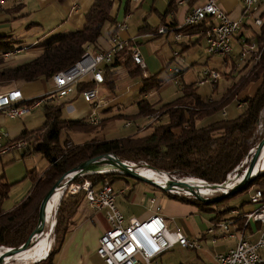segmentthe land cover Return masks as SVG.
<instances>
[{
  "label": "trees",
  "instance_id": "trees-1",
  "mask_svg": "<svg viewBox=\"0 0 264 264\" xmlns=\"http://www.w3.org/2000/svg\"><path fill=\"white\" fill-rule=\"evenodd\" d=\"M176 1L168 0L167 9L163 14L154 9L164 26L168 14L175 13L177 10ZM120 2L121 0H94L85 14V24L81 29L52 36L49 40L38 43L37 46L41 49L35 59L24 64L11 66V68L0 69V83L11 82V80L23 83L34 82L41 78L50 80L55 73L74 65L82 53L86 51L85 48L96 45L98 39L102 37L104 27L108 26L107 29L112 30L109 35H113L116 23L115 14ZM128 2L129 0H126L123 7L126 12L130 10ZM261 8L262 6L258 13L260 18L264 16V10L261 11ZM145 19H143L142 27L138 29L139 32L148 27ZM213 23V20L208 17L195 26L180 27L176 20H172L166 27H176L177 35L202 33L201 36H205L206 31ZM248 39L256 42L257 52L249 55L237 71V81L234 83L230 81L217 98L205 99L198 93L197 87L193 84H184L180 97L171 103H165L156 108L155 104L149 102L146 96L151 90L158 89L161 79L158 74L143 76V71L131 60L132 49L128 47L129 49H123L117 55L112 64L104 65V84L106 88L113 90L117 67L121 65L125 67L130 77H141L138 87L142 98L137 102L136 112L131 115L120 113L115 116L111 115L104 119L101 118L98 124L91 125L87 118L79 119V121L65 119L62 116V104L60 103L49 105L44 103L42 110L45 122L40 129L27 131L15 137L14 140L24 139L28 141L30 146L23 153V156H28L32 152L42 154L48 161V166L40 175L33 169L28 172L27 178L32 184L29 193L24 199L17 202L12 210L6 212L1 211V203L7 194L8 185L2 183L4 191L0 193V247L18 248L25 243L37 225V209H39L43 195L53 187L55 181L66 175L72 168H78L83 162L100 155L113 154L119 160L141 161L155 170H164L183 177L194 176L197 179L207 181L209 184L225 182L227 175L241 164L259 140L257 126L260 122V113L264 109V23L260 26V33L248 37ZM14 49L15 45L12 40L0 35V64L3 62V54L10 53ZM92 51L95 52V50ZM232 68H234L233 65ZM175 76L181 79V73L177 72ZM230 77L231 79L234 78L231 71L223 74L224 79ZM252 82H257L255 92L251 97L238 101L237 107L241 104L238 116L219 119L216 116L217 113L221 112L227 104L233 102L237 94ZM215 83H212L213 90L217 88ZM91 87H94V81L87 78L80 81L74 89L78 93L89 90ZM52 98L54 99L55 96ZM35 101L32 99L25 105H30ZM161 117L165 118V121L155 125V127L153 126L146 135L135 132L132 135L117 139L93 138V140L85 141L80 145H68V139L62 140V135L65 132L66 134L68 132L79 133L80 131L93 133L100 128L102 129L107 122L119 118L125 119V124L129 123L131 126L132 124L139 125L138 121L141 119L159 120ZM204 120L207 123L200 124ZM149 125L150 122L146 124V127ZM40 132V140H34L33 137ZM117 175L109 172L85 174L74 180L82 183V180L88 179L95 185L100 181L113 182ZM254 185L264 191V174L256 175L249 185L241 187L229 198ZM84 193L85 191L82 190L78 194L61 196L55 208L56 222L53 227L52 245L47 256L34 262V264H53L52 261H54L59 247L63 243L65 234L69 232L73 216L78 211V207L81 206L83 199H86ZM167 195L170 199L178 200L183 204H193L200 211L212 213L214 217L211 222L222 220L224 215L235 209V207L229 206L223 210L227 203L226 198L208 203L206 201L200 202L194 198H186L182 195L173 196L169 193ZM215 206L216 208L213 209ZM242 220L243 218H239L237 222L241 225Z\"/></svg>",
  "mask_w": 264,
  "mask_h": 264
},
{
  "label": "crops",
  "instance_id": "crops-1",
  "mask_svg": "<svg viewBox=\"0 0 264 264\" xmlns=\"http://www.w3.org/2000/svg\"><path fill=\"white\" fill-rule=\"evenodd\" d=\"M93 1L94 0H27V1H23L21 4H16L11 1H8L4 7L0 8V35H4L5 37H8L9 40L10 39L12 40L13 44L18 43L19 45H21V47L15 46V49L11 50L10 53L3 54V62L0 64V69L4 67L11 68V66H16L17 64L18 65L24 64L25 62L35 59L39 54H37V56L33 55L32 50L37 49L38 47L37 44L42 42L41 41L42 38H45V41H47L52 36L62 35L63 33L66 32H75L76 30L81 29L85 24V14L88 12V8L91 6ZM178 1L180 0L176 1L177 10L175 11V13H170L171 16L168 14L169 15L168 21L165 19L166 25H168L170 21L176 20L177 25L181 26L183 20L182 18H184L185 14L188 11L192 10L194 6L204 4L206 2V0H185L181 5H178L177 4ZM215 1L219 6V8L226 12L229 19L234 20V19L242 18L243 21V25L240 28L241 30L236 32L233 38V44H232L233 51L228 59L232 66L234 63L233 61L234 55L237 56L238 52L240 51L241 39L242 38L248 39V37H252L255 34H259L260 27L255 26L253 24V19H252L253 15L247 13L246 17H243L244 6L241 0H215ZM125 4H126V0H121L119 7H117L118 10L115 14L116 23L113 34L117 33L119 34L120 38L124 40H128V46H127L128 48L129 44H131L134 41H139L140 37L139 34L138 35L136 34L133 37L132 36L128 37L126 35L127 29L124 31L117 29V23L119 22V20H122L124 16L126 14L128 15L129 12L131 11V9L128 10V12L125 11V9L123 8ZM167 4H168V0H167ZM129 6H130V0L128 2V7ZM155 8L156 7H152L151 10H154ZM166 9H167V5H166ZM262 10H264V5H262L261 11ZM148 16L149 14L146 17ZM254 16H258V13H256ZM152 19L154 22L152 23V25L146 20L148 24L147 29H145L142 32L139 31L138 32L145 35L152 33L153 35L155 34L159 35L160 33H157L158 29L160 26H164V25L161 23L159 16L155 15V18ZM261 19L264 23V16ZM107 27L105 31L103 30L102 37L98 39L96 45L89 48L90 51L95 50V52H97L98 50L99 52H102L103 50H106L108 49V47L111 46L110 37L112 35L109 34H111L112 30L111 31L108 30ZM175 28L173 27V29L170 30L169 32L175 33L176 35L177 32ZM169 32L165 34H169ZM201 34L202 33H195L193 35L186 34V36H188L190 40H192V38H195V40L191 43V47L189 45L190 43L189 44L184 43L183 44L184 47L185 48L189 47L191 51H196L198 49V46H203L204 50H206V44L204 38L205 36L203 35L201 36ZM182 35L180 34L179 36ZM130 49L138 50V48L135 47ZM138 51L141 54L143 60L145 61L146 68L149 67L151 71L153 72L156 71L157 70L156 67L154 66L152 67L150 65V61L146 60L147 56L142 55L140 50ZM193 53L191 54V56H188L187 58L190 60L189 62L191 64L192 61L195 60L198 62L205 63V59H206L205 56L203 55L198 56L197 54H193ZM144 75H146V73ZM223 80L226 79L223 78ZM226 83L228 82L226 81ZM103 87H104V93H102V95L104 97L106 96L107 99L105 100V103L106 102L107 103L110 102V103L108 104L106 103L107 105H105L104 103L103 106L100 109H98L99 110L98 114H102L105 110H108L109 107L118 104L119 100H121L120 95H118L117 97L113 96L109 90H105L106 86L104 85L99 87L100 91L101 89L103 90ZM52 88H53V84L51 79L46 80L44 78L38 79L37 81L34 82L30 81L23 83V82L11 80V82L0 83V93H5V92L8 93V92H12V90H19L21 92V96L23 100L21 102L18 101L16 103L19 104L20 106L30 107L31 104L30 105H25V104L26 102H29L32 99L36 100L35 102L40 101L38 107H34V108L32 107L28 112H26V114H23L21 116L20 115L15 116L13 117V119L8 118L5 112L0 110V133L4 134L3 137L4 143L11 142L12 140H14L15 137L22 135L27 131H36L37 129H40V127L45 122V117L42 110V105L44 103H47L48 105L52 103H60V102H64L68 104L66 110L63 111V103H60L62 104V114H63L62 116L65 119L69 118L75 121H79V119L88 118L90 116L89 114L92 112L93 105H90L89 103L85 102V100L81 95V92L76 93L75 91L72 92L70 95L65 96V98L59 99V97H56L55 94L52 93ZM52 96H55V98L53 99ZM148 96L149 95H147L146 97L149 98L150 96L149 97ZM133 125L134 124H132L131 126ZM71 136L74 137L73 139L75 140L74 142H76L75 143L76 145H80L85 141H87L84 140L85 136L83 135V132L82 133L80 132V134L77 133L74 134L71 132ZM91 140L92 139L89 137L88 141ZM14 151H19L20 154H17ZM14 151H11L9 153L7 152L0 157V168H1L0 171L2 172V174L0 175V182L1 183L4 182V184L8 185L7 194L6 196H4L3 201L7 198V196L10 195V192L13 189L16 190V188L19 187V191L17 192L18 194L15 197L16 199L13 200L11 203L7 202L9 205L12 204L11 209L9 208L5 210V208L2 207L3 206V201H2L1 211H5V212L8 210H12L15 207L16 203L24 199L25 196H27V194L29 193L32 184L30 179L27 178L28 172L31 169H33L39 175L42 174L36 170L38 169V165H35L34 162H32V164L31 162L30 163L27 162L29 159L27 160L26 156H23V153L26 150L21 151L15 149ZM20 163L22 165H20L19 169L17 170L18 171L17 175L15 177H11L12 175H10V173L7 170H10V167L14 166L15 164H20ZM47 166L48 164L46 165V167ZM163 192L165 191L163 190ZM151 197L154 196L149 195L147 196V199L150 200ZM167 202L168 203L165 204L167 205V210L165 212L161 204L160 203L158 204L161 208V215L163 216V218H165V221H167V219L169 218L170 220L174 221V217L171 215L172 213H179L185 215L186 212L188 211L187 208L184 206V204L178 200L170 199V201L168 200ZM78 208H79L78 211L75 213L73 219L71 220L69 232L65 234L63 243L59 247V251L55 256L54 261L52 262L53 264H105L102 258L96 253L99 236L101 235L102 232H105L108 229V223L105 219L104 212L103 210H97V209L95 210L93 208H90L89 203H86V205L80 206ZM254 208H255L254 206L248 205L246 206V208L242 210V212L236 210V212L238 213L237 215H235V213H232L233 212L232 211L229 212V215L227 214L224 215L223 219L229 220L231 218H235V221L232 219L234 224L232 225L231 229L238 230L240 229L242 224L240 225L237 222V220L239 218H242V213L246 211L250 212ZM213 217L214 216L212 215V217L209 219L210 225L212 226L208 229L210 230L214 228V232L210 233L208 229H206L207 233L214 234L216 230H219L220 233L216 235V237H213L214 240L212 241L209 240V242L210 243L215 242L217 236L228 238L230 240V244H228L227 249L224 251V253H226L235 246L236 242L238 241L237 236L233 235L230 237H225L221 229L218 227V223L223 219L216 222H211V219ZM259 229H260L259 222L249 224L246 228V238H248L250 241H255L256 238L258 237ZM202 240H204V238ZM203 243L205 244L204 241ZM201 247L202 244H200V248ZM213 248H214L213 246L209 248L211 253L209 258L204 257L202 259L203 261L197 260L194 262H198V263L213 262L214 257L217 254H219V253L216 254ZM161 257L158 259V262L161 259Z\"/></svg>",
  "mask_w": 264,
  "mask_h": 264
},
{
  "label": "rangeland",
  "instance_id": "rangeland-1",
  "mask_svg": "<svg viewBox=\"0 0 264 264\" xmlns=\"http://www.w3.org/2000/svg\"><path fill=\"white\" fill-rule=\"evenodd\" d=\"M166 5H167V0H137V1L130 0L129 7L131 11L128 14L127 20H125L127 24L126 35L128 37H131V36L133 37L136 34L137 35L139 34V37H140V40L132 42L129 45V48H133V47L138 48V50H140L142 55L147 56L146 60L150 61V65L152 67L153 66L156 67L157 69L154 72L151 71L149 67L145 68L144 70L141 69L143 71V76L145 73L146 75H151V74L153 75L157 73L159 78L161 79V84L159 85L158 89L154 91L151 90L150 92L147 93L150 96V97L148 96L149 98H147V100L149 102H152V104H155L156 108H158L159 106L165 103L166 104L171 103V101L181 96V93H182L181 90L184 84H193L195 87H197L198 93H200L201 96L205 99H208L210 97H213V98L219 97L221 95V92L224 90V88L226 87V85H228L230 81L232 83L237 81L238 79L237 71L242 67L244 62H240L239 56L234 55L233 57V61H234L233 67L234 68H232L228 60L229 57L227 59H224V57L217 55V53L208 54L206 50H204L203 46H198V49L196 51H191L189 47L185 48L183 44L190 43L189 45L191 47V43L195 40V38H192V40H190L189 37L186 35L180 36V38L177 40L175 38V33H172V32H169V34L162 33L159 35H156V34L153 35V33L150 35L139 33L138 29L143 24L142 19H144V17H146L148 14L149 16L147 17L146 20L151 25L152 23H154L152 18H155V15H157V12L155 10H151V8L156 7L157 10L163 14L166 9ZM178 13H179V10H178ZM169 15L166 17L167 21L169 20L168 19ZM252 19L254 20V17H252ZM103 30L105 31L106 27H104ZM41 41H45V38H42ZM14 44L15 46L21 47V45H19L18 43H14ZM40 49L41 48L37 47V49L32 50L33 55L37 56V54L40 53ZM192 53L197 54L198 56H201V55L205 56L206 57L205 63L198 62L195 60V61H192V64H191L189 62L190 60L187 58L188 56H191ZM176 68H177L178 73H181L182 75L181 79H178V77L176 78L175 76V74L177 73V71L175 72ZM210 70H214L218 72V74H221V78L217 79L218 83L217 82L215 83L217 87L215 90H213V85L210 84L209 81L199 84V80L204 77L203 71H210ZM230 71H232L231 75H233L234 78L232 79L231 77L225 78L226 80L222 81L223 74L230 72ZM127 73L128 72L123 65L118 66L116 76L114 78V87H112L113 90H109L108 88L105 87V90H109L113 96L117 97L118 95H120L121 100H119L118 104L112 106L109 110L105 111V113L98 114L99 121L101 120V118L104 119L111 115L115 116L119 113L131 115L133 112L137 111V102L139 101V99L142 98V95L139 93V87H138L141 77H138V76L130 77V75ZM226 81L228 83H226ZM103 85L105 86L104 83L102 84V86ZM256 86H257V82L250 83L248 87L244 88L237 94V97L233 100V102H230L229 104H227L221 112L217 113L216 116L219 117V119L235 118L236 116H238V113L241 110L237 108L238 101L242 100L243 98L251 97V95H253L255 92ZM102 93H104V87H103V90L101 89L100 95H102ZM105 100H107L106 96H105ZM105 100H104V103H105ZM60 103H63V111H65L68 104L64 102H60ZM106 103L105 105H107L110 102H108L107 104ZM87 120L89 124H91L90 116L87 118ZM99 121L96 124H98ZM164 121H165V118L163 117H161V119L159 120H156L153 118L152 119L146 118V119H141L138 121L139 126L134 124L131 127H128V126L126 127L125 119L119 118L118 120H114V121L111 120L107 122L106 125L102 127V129L100 128L96 132H93V133L83 132V135L85 136L84 140L88 141L89 137L92 140L93 138H100L104 140L112 139V138L117 139V138H120L126 135L127 136L132 135L135 132H137L140 135H146V133L150 132L153 126L155 127V125H159V123L164 122ZM148 122H150V125L149 127H146V124ZM205 123H207L206 120L202 121L200 124H205ZM96 124H93V125H96ZM80 132L77 134H80ZM65 134L63 133L62 140L64 141L68 139V143H67L68 145L69 144L76 145L75 144L76 142H74L75 140L73 139L74 137L71 136V132H68L66 135ZM257 136H259V140H261L264 136V109L260 113V122L257 126ZM33 138L34 140H40L41 132L37 133L35 137ZM21 140H24V139H21ZM259 140L257 141V143L259 142ZM14 141L16 140H12L11 142H14ZM14 152L17 154H20L19 151H14ZM249 152H248V155H249ZM248 155L245 156L241 164L235 170H233L231 173L227 175V179L225 180L226 181L225 183L227 184L228 182L231 183L230 187H232V185H235L238 182L237 179L239 175L237 174H240L242 176L246 167H248L250 157H251V155L247 157ZM26 158L27 160L29 159L27 162L29 163L31 162V164L32 162H34L35 165H38V169L36 170L39 173H42L43 169L48 164V161L42 156V154H39V153L32 152L31 154L26 156ZM121 160L125 161V163L126 161L128 163H133V164L136 163V166H139V167L145 166V165L147 167V164L141 161L132 162L126 159H121ZM20 165L22 164L21 163L15 164L14 166L10 167V170H7L10 173V175H12L11 177H15L17 175L18 173L17 170L19 169ZM149 169L153 171L151 167H149ZM134 171H136V168L134 169ZM161 171L168 173V171H164V170H161ZM108 172L115 173V169L111 171L108 170L107 172H102V171L96 172V169H91L90 171L88 170L86 174L88 175H93L95 173L105 174ZM1 174L2 172L0 171V175ZM115 174H118V173H115ZM168 174L173 175V177L175 176V178L183 177L176 173L174 174L168 173ZM258 174L260 175L264 174V171H258L255 175H258ZM83 175L85 174H78L77 176H74L72 179L68 181H67V178L65 177V179L61 181L64 187V190L62 193L63 195L61 196L66 197L69 194H75V193H71V191L73 190L72 187L75 184L81 185L83 182L82 183H79L77 181L75 182L74 179L80 178ZM191 177L194 178V180H197L198 182H200L194 176H191ZM2 183L0 184V193H3L4 191L2 189ZM110 183L112 184V187L115 191L114 194H115L116 207L120 211V213L124 216L125 221H128L127 219H130V218H136L138 220L145 221L149 217V215L153 213L152 208L154 205L151 204L150 200L147 199V196L149 195H152L156 198V200L158 201V204L160 203L161 206L163 207L164 212L167 210V205L165 204L168 203L167 202L168 200L170 201L169 196L167 195V193L169 192L166 193V192H163V190L160 191L161 189L159 190L158 187H156L154 184L144 183L136 179L133 180L132 178H129L128 176H125L123 174H118L117 177L114 178V181ZM209 185L211 184L208 183V186ZM249 188L246 191H242L241 193L237 194L236 196L235 195L232 196L231 198H229L231 195H229L228 197H225L227 200L226 201L227 203L225 204L223 210H225L226 208L230 206V207H235L236 210H239L242 212V210L246 208V206L250 205L249 199H250V196L254 193L255 189L260 188V187H258L257 185H254L252 187L250 186ZM209 189L213 190L214 193L211 196H206V195H203V196L208 197V198H214L215 196L221 193L220 189H217V188L215 189L209 188ZM82 190L78 191L76 194H78ZM18 191H19V187H17L16 190L13 189L10 192V195L7 196V198L3 201L2 207L5 208V210L9 208L11 209L12 204L9 205L7 202L11 203L13 200H15L16 199L15 197L18 194L17 193ZM84 194H86V192ZM86 203H88L87 199H83L81 206L86 205ZM184 206L188 210L186 214L182 215L179 213H172L171 215L174 217V221L170 220L169 218L167 219L166 224L169 230L173 231L178 228L179 231H181L184 234V236L189 240L190 239L199 240L200 244H202V247L199 249L196 248V249L185 250L184 248L177 245L172 251L170 250L169 252L165 253L164 256L161 257V259L158 262L159 264H191L197 260L203 261L202 259L204 257L206 258L210 257L211 253H210L209 248L211 246L214 247L213 249L216 254L217 253L220 254V252L224 253V251L228 247V244H230V240L228 238H223L221 236H217V238L215 239V242H212V243L209 242V240L210 241L214 240L213 237H216V235L220 233L219 230H216L214 234L207 233L206 229L212 226L210 225V222H209V219L213 215L212 213H209L206 211H200L199 209H197L196 205H193V204H184ZM54 207H56V204L54 205ZM215 208L216 206L213 207V209ZM235 209L231 210L230 212L233 211L232 213H235V215H237L238 213L236 212ZM232 219L235 221V218H231L229 220L233 222ZM52 220L56 222V209L53 211ZM229 220H224V221H229ZM44 223L45 224L43 228V234L40 235V237L43 236L44 234L49 233L47 236H49V239L52 244L53 242L52 235H53L54 225H52V223L50 222L49 223L44 222ZM250 224H253V223H250ZM245 237H246V232H245ZM203 238L204 240H202ZM200 239L202 240V243ZM203 241L205 242V244L203 243ZM5 247H0V249H4ZM41 259L42 258L38 259L37 261H40ZM34 262L31 263V261H27V260L17 261L15 257L14 259L12 258L9 259L7 262H4L3 264H26V263L34 264Z\"/></svg>",
  "mask_w": 264,
  "mask_h": 264
},
{
  "label": "built area",
  "instance_id": "built-area-1",
  "mask_svg": "<svg viewBox=\"0 0 264 264\" xmlns=\"http://www.w3.org/2000/svg\"><path fill=\"white\" fill-rule=\"evenodd\" d=\"M11 1L16 4H21L27 0H0V8ZM185 0L178 1V5H181ZM244 6L245 14L258 13L260 7L264 5V0H241ZM128 15L126 14L122 20L117 23L118 30L127 29ZM210 17L214 23L210 26L205 34L206 51L209 54L217 53L227 59L232 51L233 35L235 32L241 30L243 25L242 18L231 20L228 15L220 9L215 0H206L204 4L194 6V8L188 11L184 18H182V26H195L202 20ZM255 24L261 26L262 19L256 20ZM173 28H167L160 26L157 33H168ZM150 35V34H147ZM178 40L179 35H175ZM246 39H241V43ZM111 46L102 52H92L89 47L85 48L80 59L74 64L64 69L61 72H57L51 76L53 83L52 93L59 99L65 98L75 92L77 84L87 78L94 81V87L89 90H83L81 95L85 102L93 105L92 112L90 114V123L96 124L99 121L98 109L103 104L105 97L100 95V86L104 83V65L113 63V60L120 54L123 49L128 46V40L120 38L119 34H113L110 37ZM257 52V44L252 41L247 47L241 46L240 60L247 59L253 52ZM257 58V57H256ZM131 60L138 65L142 70L146 68L145 61L137 49H133L131 53ZM177 68L175 69V72ZM178 72V71H177ZM204 78L199 81V84L209 81V83H215L217 79H220L218 72L214 70L203 71ZM22 96L19 90H12L8 93H0V110L5 112L8 118L18 115L26 114L32 107H38L39 102L31 103L29 106H20L16 104L21 102ZM241 107V104L238 105ZM130 124H126V127ZM4 134L0 133V156L10 151L26 150L30 144L26 140H16L14 142H3ZM128 167L134 168L136 163H128ZM145 167V166H144ZM82 172L81 174H86ZM167 175L168 185L169 180L177 179L173 175H169L166 172H162ZM159 173V174H161ZM156 174V173H155ZM159 174H156L159 176ZM155 182V179H151ZM81 185H74L71 193H77L84 189L86 199L91 208L97 210H103L105 219L108 223V229L102 232L98 239V247L96 250L105 264H158V259L164 255L165 252L172 250L177 245L186 249H199L200 243L197 239L188 240L184 234L176 230H169L165 218L161 215V208L155 197L150 198L151 204H153V213L143 221L136 218L127 219L125 221L124 216L117 209L115 204V191L112 184L108 182H98L92 184V182L85 179ZM155 185L159 189L169 192L170 195H183L179 187L168 188L167 185L157 184ZM186 196H191L184 194ZM249 204L255 208L252 211H246L242 213L243 223L240 229H231L233 222L220 221L218 227L226 237L233 235L237 236L236 245L230 249L226 254L220 253L214 257L213 262L198 263L193 262L191 264H264V191L261 188H256L254 193L250 196ZM260 223V229L258 237L255 241H250L245 237L247 225L250 223ZM210 233L214 232V228L208 229Z\"/></svg>",
  "mask_w": 264,
  "mask_h": 264
},
{
  "label": "water",
  "instance_id": "water-1",
  "mask_svg": "<svg viewBox=\"0 0 264 264\" xmlns=\"http://www.w3.org/2000/svg\"><path fill=\"white\" fill-rule=\"evenodd\" d=\"M263 149H264V136L261 140H259L256 146L249 152V155L247 157H249L250 155L251 157H250L248 167H246L242 176L240 174H237L239 175L238 176L239 180L237 179L238 182L235 185H232V187H230L231 185H228L229 183L224 185V182L222 184L214 183V185L208 186V183L204 181L205 185L208 186V188H214V189L217 188L221 190V193L215 196L214 198L201 197L200 195H198V193H196L198 188H196L194 184L182 182V180H179V179L169 180V184L172 186L181 187L182 189L183 188L194 189L195 196H186L183 194L182 196L186 198H194L195 200H198L200 202L202 201H206L208 203L215 202L216 200H219L220 198L223 199L225 197H228L234 192L235 193L238 192L241 189V187H244L250 184V182L256 176V175L253 176V170H254V165L256 163L257 156L259 152L263 151ZM100 160L101 161L108 160L110 163H112L113 165L112 167L115 168V173L123 174L125 176H128L129 178H132L133 180L136 179L144 183H151L155 185V182H153L151 179L144 178L136 171L133 172L132 168L126 165L125 161H122V160L120 161L118 158H116L112 154H107L103 156L100 155V156L94 157V159H90V160L83 162L78 168H75V169L72 168L66 175H64L63 177L61 176L57 181H55V184L53 185V187L50 190H48V192L45 195H43L44 197L39 205V209H37L38 210V222H36L37 225L34 228V230L31 232V234L28 236L26 242L18 246V248L8 247L9 249L8 253H10L13 259L17 257L18 254H20L21 252L31 249L33 245L40 242L38 240L40 238V235L43 234V228L45 224L44 221L46 220L45 214H44V208H46L48 201L52 199L53 197L52 195H54L56 188L59 186L63 187V184L61 183V181H63L65 177L67 178V181L72 179L74 176H77L84 169H86V167H91L94 165V163ZM152 169L155 170L154 168ZM155 173L159 174L156 170H155Z\"/></svg>",
  "mask_w": 264,
  "mask_h": 264
},
{
  "label": "bare ground",
  "instance_id": "bare-ground-1",
  "mask_svg": "<svg viewBox=\"0 0 264 264\" xmlns=\"http://www.w3.org/2000/svg\"><path fill=\"white\" fill-rule=\"evenodd\" d=\"M178 4V2H177ZM217 4V3H216ZM218 6V5H217ZM219 7V6H218ZM260 10V9H259ZM223 11V10H222ZM225 14L226 12L223 11ZM259 13V11H258ZM250 14V13H248ZM247 14H245V10H244V15L243 17H246ZM250 15H253L254 17V20H253V24L255 26H257L255 24V19L256 20H260L261 18L258 17V16H254L255 13H251ZM239 19V18H238ZM263 23V22H262ZM262 25V24H261ZM166 27V26H164ZM260 27V26H259ZM207 32V31H206ZM236 33V32H235ZM161 34V33H160ZM206 34V33H205ZM235 35V34H234ZM234 35H233V38H234ZM253 40H249V39H246L244 41V43L242 42L241 43V46L244 47V46H248ZM255 42V41H254ZM256 43V42H255ZM233 44V43H232ZM241 49V48H240ZM232 51H233V46H232ZM231 51V53H232ZM231 53L229 54V56L227 57H230ZM240 51L238 52V56L240 55L239 54ZM246 60V59H245ZM240 62H245L244 60H240ZM220 75V78H221V74ZM237 108H240L239 106ZM262 133V132H261ZM113 155V154H112ZM127 165V163H126ZM112 163H110L108 160H100L96 163H94L93 166L89 167V168H86L84 169L82 172H87L88 170L90 171L91 169H96V171H102V172H107L108 170H114L115 168L112 167ZM136 166V165H135ZM139 166H136V172H139L141 174V176H143L144 178H147V179H155V183L157 184H165L168 186V188H174V186L172 185H168V178H167V175L164 174V173H161L159 174V176H157L155 174V171L149 169V167L145 165L144 166H141L139 168H137ZM132 171H134V168H132ZM258 171H264V149L262 152H259L258 156H257V159H256V163L254 165V170H253V176L258 172ZM81 172V173H82ZM158 173H160V171H157ZM80 173V174H81ZM182 180V182H186V183H191V184H194L197 189V192L198 195H200L201 197H204L202 195H206V196H211L214 191L209 189L208 186L205 185L204 181L203 180H200L198 179L200 182H198L197 180H194V178H192L191 176H188V177H182V178H177V180ZM206 182V181H205ZM226 182V181H225ZM224 182V185L227 184ZM229 183V182H228ZM231 183H229L228 185H230ZM212 185V184H211ZM180 191H182V193L184 194H189L191 196H195V193H194V189H191V188H181L179 187ZM223 189V188H222ZM63 190H64V187L62 186H59L56 188L55 190V193L54 195H52V199L48 201L47 203V206L46 208H44V214H45V218L46 220L44 222H50L52 223V225H55V221L52 220V215H53V211L55 210L56 207H54V205L58 203L59 199L61 198V195H63ZM163 190V189H162ZM165 191V190H164ZM65 192V191H64ZM54 227V226H53ZM49 233L47 234H44L43 236H41L39 238L38 241H40L39 243H36L35 245H33L31 247V249H28L27 251H23L21 252L20 254H18V256L16 257L17 261H31L32 262H37L38 259L42 258L44 259L48 252H49V248L51 247V241L49 239V236H47ZM9 249L8 247H5L4 249H0V264H3L4 262H7L9 259H11V255L10 253H8ZM13 259V258H12ZM27 264V263H26Z\"/></svg>",
  "mask_w": 264,
  "mask_h": 264
}]
</instances>
